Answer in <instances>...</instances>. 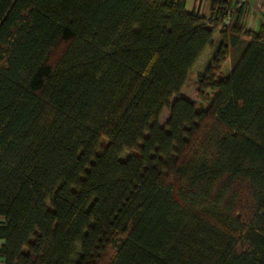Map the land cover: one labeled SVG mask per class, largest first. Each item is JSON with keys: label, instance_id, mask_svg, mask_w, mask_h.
<instances>
[{"label": "trees", "instance_id": "1", "mask_svg": "<svg viewBox=\"0 0 264 264\" xmlns=\"http://www.w3.org/2000/svg\"><path fill=\"white\" fill-rule=\"evenodd\" d=\"M242 16L0 0L4 264H264V25ZM209 48L202 109L181 90Z\"/></svg>", "mask_w": 264, "mask_h": 264}, {"label": "crops", "instance_id": "2", "mask_svg": "<svg viewBox=\"0 0 264 264\" xmlns=\"http://www.w3.org/2000/svg\"><path fill=\"white\" fill-rule=\"evenodd\" d=\"M184 1L187 12L198 11L201 16H205V17L209 15V4L211 0H184ZM231 1L234 4H236V6L239 5L243 6V16L240 20V23H242L243 27L246 30L251 31L252 33H257L260 30L261 26L264 25V0H231ZM226 62H229V60H227ZM3 222H4L3 218L0 217V225H2ZM3 244L4 242L0 240V249L2 248ZM0 264H4V260L2 257H0Z\"/></svg>", "mask_w": 264, "mask_h": 264}, {"label": "rangeland", "instance_id": "3", "mask_svg": "<svg viewBox=\"0 0 264 264\" xmlns=\"http://www.w3.org/2000/svg\"><path fill=\"white\" fill-rule=\"evenodd\" d=\"M218 34L215 35L212 39V44L213 47L216 45ZM215 53L214 48H209L207 49L204 54L201 56V58L198 60L194 68L192 69L191 73L188 75L187 82L185 83V86L181 90L182 96L185 98L191 100L192 102H195L199 108L205 109L207 102H201L196 99V89L197 87L195 86V83L199 77L204 75L207 66L211 62L213 56ZM221 74L223 76H229L230 74V64L229 62H226L223 67L221 68ZM208 97L211 98V93H207ZM169 117V112L167 110H164L160 116V125L164 126L168 120ZM128 154L124 153L121 156V160L125 161L128 158Z\"/></svg>", "mask_w": 264, "mask_h": 264}]
</instances>
